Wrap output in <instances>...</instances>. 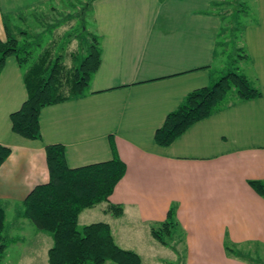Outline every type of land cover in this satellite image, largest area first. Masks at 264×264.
I'll return each instance as SVG.
<instances>
[{"label":"crops","instance_id":"0c3cea01","mask_svg":"<svg viewBox=\"0 0 264 264\" xmlns=\"http://www.w3.org/2000/svg\"><path fill=\"white\" fill-rule=\"evenodd\" d=\"M68 2L0 0V39H6L4 16L71 13ZM89 6L101 45L99 67L86 96L41 109L40 139L11 129L10 114L27 90L17 59L5 60L0 74V144L10 149L0 165L5 217L15 208V218H22V201L49 179L45 145L59 144L70 168L114 155L125 163L109 202H102L105 215L108 203L122 206L115 218L152 228L174 207L185 264H264V198L248 184L264 181V0H92ZM237 12L246 18L238 41L247 54L241 58L244 74L261 96L237 100L193 123L169 145H157L154 132L166 115L222 73L215 66L218 37L225 14ZM12 224L5 218L6 233ZM227 241L244 251L241 259L227 256ZM50 246L49 239L46 253Z\"/></svg>","mask_w":264,"mask_h":264},{"label":"trees","instance_id":"16d2710c","mask_svg":"<svg viewBox=\"0 0 264 264\" xmlns=\"http://www.w3.org/2000/svg\"><path fill=\"white\" fill-rule=\"evenodd\" d=\"M8 17L9 15L3 17L6 39H0V74L6 58L14 56L22 68L27 90V97L20 108L10 114L11 129L24 138L40 139L39 113L43 107L81 98L89 93L91 79L100 64L99 36L95 31L89 33L91 41H88L86 54L81 58L80 46L84 36L79 38V47L68 53L69 60L67 58V46L72 41L74 32L67 33L71 36H68L60 53L54 52L49 42L34 57L38 43L34 44L33 33L19 30L17 34L24 37V42L19 44L13 29L6 22ZM11 17L25 21L22 16ZM67 22L68 19L59 17L47 26H50V31ZM79 28L78 34L85 35L86 28L82 25ZM239 49L243 54L237 56L246 58L243 47L236 48ZM231 89L235 92L229 96ZM260 96L261 88L236 67L235 70L217 76L209 85L190 91L155 130L154 141L159 146H167L193 123L211 116L237 100ZM9 153L10 149L0 144V165ZM45 154L49 179L46 183L35 186L22 201L20 216L29 219L37 229L50 232L53 243L47 250V263L107 264L110 261L111 264H140V257L135 251L124 249L115 243L108 223L93 222L82 227L78 225L82 210L109 202L115 185L125 174V163L114 155L108 160L70 168L65 161L64 148L59 144L45 145ZM248 184L264 198L263 180H249ZM107 211L116 216L122 213L123 207L108 203ZM5 218L4 210L0 208V261L7 247L15 241L5 232ZM153 228V237L165 245V240H173L178 229L182 233L175 208L171 206L165 220ZM224 249L229 257H243L244 251L235 243L225 242Z\"/></svg>","mask_w":264,"mask_h":264},{"label":"rangeland","instance_id":"374dc122","mask_svg":"<svg viewBox=\"0 0 264 264\" xmlns=\"http://www.w3.org/2000/svg\"><path fill=\"white\" fill-rule=\"evenodd\" d=\"M67 1L69 2L67 4L65 3V5L67 11L69 10L71 13H34L30 15L25 13V21H21L9 15L6 22L10 28L13 29V34L19 40V44L24 42V37L21 34H17L19 30H26L31 34L33 33L32 40L35 38L34 44L38 43L35 46L34 57L41 52V49L47 46L49 42H51L50 48H52L54 52L60 53L63 44H65L66 40L71 36L70 34L67 35V33L70 32H74L72 33L74 37H72V41L67 46L68 60V56H70L68 53L79 47V38L83 36L82 45L80 46V58L86 54V50L89 46L88 41H91L89 33L92 34V32H94L96 23L95 12H93L89 5L86 6L92 0ZM58 16L60 19H68V22L55 28V30L49 31L48 28L50 26L47 25L49 22L59 19ZM245 20L246 18L238 12L232 15L225 14L223 17V31L218 37L219 45L217 48L220 53L219 56L217 55L218 57L216 56L217 59L215 58V66L223 68L220 70L222 73L235 70L236 67H238V69L240 68V72H245V67L242 66L243 62L240 60L241 58L237 56L242 55L243 52L241 49L236 50V48L239 47L238 41L241 37V25ZM80 25L86 28L85 35H83V33L81 35L78 34ZM222 73H219L218 76ZM234 92L235 90L231 89L229 96ZM103 207L104 204L101 203L95 207L82 210L78 218L79 227L93 222H111L115 241L119 243L120 247L135 251L140 257V264H185V249L179 242L183 234L179 229L175 232L173 240H165L167 243L165 245L157 238L153 237L151 227H138L135 225L133 219L124 217L115 218V215L110 216L112 213H106L105 215ZM15 215V208L7 212L6 223H13L9 230L10 233L8 232L9 234H7L9 237L14 238L15 241L7 247L0 264H48L45 244L49 239L51 245L53 243L50 232L39 230L29 219L15 218ZM152 229H154L153 226ZM262 262H264V259H262ZM111 263L110 261L107 262V264Z\"/></svg>","mask_w":264,"mask_h":264}]
</instances>
